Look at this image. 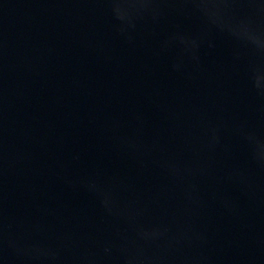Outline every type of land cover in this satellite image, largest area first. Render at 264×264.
Segmentation results:
<instances>
[{"label":"water","instance_id":"1","mask_svg":"<svg viewBox=\"0 0 264 264\" xmlns=\"http://www.w3.org/2000/svg\"><path fill=\"white\" fill-rule=\"evenodd\" d=\"M0 264H264V0H0Z\"/></svg>","mask_w":264,"mask_h":264},{"label":"clouds","instance_id":"2","mask_svg":"<svg viewBox=\"0 0 264 264\" xmlns=\"http://www.w3.org/2000/svg\"><path fill=\"white\" fill-rule=\"evenodd\" d=\"M208 3H209V4H214V3H215V0H208ZM207 10H208L209 13H211L212 15H217V14H218L214 7L209 8V9H207ZM261 47H262V46H261Z\"/></svg>","mask_w":264,"mask_h":264}]
</instances>
